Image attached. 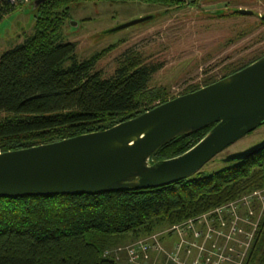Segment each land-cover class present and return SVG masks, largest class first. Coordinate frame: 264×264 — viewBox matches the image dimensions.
Returning a JSON list of instances; mask_svg holds the SVG:
<instances>
[{
	"label": "trees",
	"instance_id": "16d2710c",
	"mask_svg": "<svg viewBox=\"0 0 264 264\" xmlns=\"http://www.w3.org/2000/svg\"><path fill=\"white\" fill-rule=\"evenodd\" d=\"M71 1L80 0L42 3L32 32L0 55V111L11 114L0 121V153L101 131L174 97L164 88L148 86L160 64H146L130 54L118 62L113 75L102 78L93 70L100 54L77 61L74 43L57 40L66 14L58 6ZM16 6L0 0V20ZM211 127L172 139L151 161L180 155ZM221 161L220 169H200L150 189L0 198V264H117L102 256L119 245L116 238L160 231L264 188V150L240 161ZM244 264H264V212Z\"/></svg>",
	"mask_w": 264,
	"mask_h": 264
},
{
	"label": "water",
	"instance_id": "95a60500",
	"mask_svg": "<svg viewBox=\"0 0 264 264\" xmlns=\"http://www.w3.org/2000/svg\"><path fill=\"white\" fill-rule=\"evenodd\" d=\"M47 0H30L34 12ZM235 12L253 14L237 7ZM211 14L217 10L210 11ZM155 17L132 18L105 32ZM264 22V12L257 13ZM71 25L77 22L70 21ZM264 124V55L243 68L110 128L57 142L0 153V198L77 195L150 189L197 173L208 161ZM212 125L191 148L170 159L151 161L162 145ZM264 150V139L223 162Z\"/></svg>",
	"mask_w": 264,
	"mask_h": 264
},
{
	"label": "rangeland",
	"instance_id": "374dc122",
	"mask_svg": "<svg viewBox=\"0 0 264 264\" xmlns=\"http://www.w3.org/2000/svg\"><path fill=\"white\" fill-rule=\"evenodd\" d=\"M191 1L80 0L62 3L57 11L66 14L61 20L57 40L74 43L77 61L100 54L93 70L102 78L113 75L118 62L130 54L138 56L143 63L160 64L161 68L151 76L148 86L164 88L168 96H176L191 86H201L263 54L264 23L259 22L257 13L264 12V0ZM28 3L16 6L0 20V55L32 32L37 8L31 11ZM237 7L251 9L254 13H237ZM214 10L217 13L211 14ZM149 13H154L155 17L105 32ZM70 21L77 24L71 25ZM10 115L0 111V121ZM263 139L264 124L225 148L201 170L220 169L225 156L243 151ZM241 197L245 201H240L235 212L247 220L243 223L250 234L247 257L264 212V188ZM132 239L127 233L116 238V243L124 244Z\"/></svg>",
	"mask_w": 264,
	"mask_h": 264
},
{
	"label": "built area",
	"instance_id": "2783aa9c",
	"mask_svg": "<svg viewBox=\"0 0 264 264\" xmlns=\"http://www.w3.org/2000/svg\"><path fill=\"white\" fill-rule=\"evenodd\" d=\"M29 1L6 3L21 5ZM244 199L106 249L102 256L111 257L117 264H243L250 234L243 225L247 220L235 211Z\"/></svg>",
	"mask_w": 264,
	"mask_h": 264
}]
</instances>
